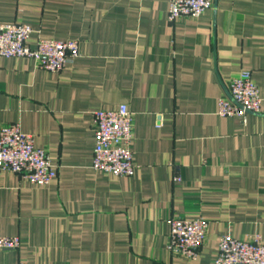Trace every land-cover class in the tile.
Masks as SVG:
<instances>
[{
  "label": "crops",
  "instance_id": "1",
  "mask_svg": "<svg viewBox=\"0 0 264 264\" xmlns=\"http://www.w3.org/2000/svg\"><path fill=\"white\" fill-rule=\"evenodd\" d=\"M76 39L61 71L0 57V125L19 123L56 168L46 185L0 175V264H212L219 238L264 239V0H212L168 19V0H0V23ZM249 70L260 111L220 116L228 84ZM133 113L130 176L92 167L93 112ZM180 176V180H174ZM201 217L194 261L171 253L168 219Z\"/></svg>",
  "mask_w": 264,
  "mask_h": 264
},
{
  "label": "built area",
  "instance_id": "2",
  "mask_svg": "<svg viewBox=\"0 0 264 264\" xmlns=\"http://www.w3.org/2000/svg\"><path fill=\"white\" fill-rule=\"evenodd\" d=\"M212 5V0H168V19L199 17ZM32 28L27 23H0V57H28L38 67L59 72L79 56L76 39L38 38L35 47L28 44ZM262 98L249 70H242L228 84V96L220 97L217 114L244 116L260 111ZM94 149L92 167L115 176H130L135 164L131 150L133 113L125 104L116 109L93 112ZM3 171L18 174L31 183L46 185L56 177V168L44 148L34 144L32 134L24 133L19 123L0 125V175ZM174 180H180L175 176ZM168 250L188 260L198 258L206 240L208 222L201 218L174 215L168 219ZM16 235L0 236V249L13 250L20 246ZM18 264H26L19 261ZM212 264H264V239L258 235L236 238L222 235Z\"/></svg>",
  "mask_w": 264,
  "mask_h": 264
}]
</instances>
